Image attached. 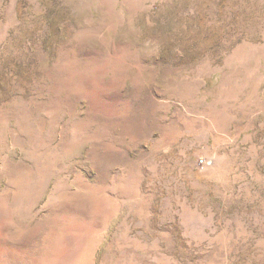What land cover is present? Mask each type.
Instances as JSON below:
<instances>
[{
    "label": "rangeland",
    "instance_id": "rangeland-1",
    "mask_svg": "<svg viewBox=\"0 0 264 264\" xmlns=\"http://www.w3.org/2000/svg\"><path fill=\"white\" fill-rule=\"evenodd\" d=\"M0 264H264V0H0Z\"/></svg>",
    "mask_w": 264,
    "mask_h": 264
}]
</instances>
